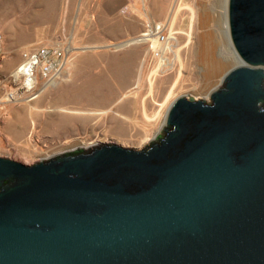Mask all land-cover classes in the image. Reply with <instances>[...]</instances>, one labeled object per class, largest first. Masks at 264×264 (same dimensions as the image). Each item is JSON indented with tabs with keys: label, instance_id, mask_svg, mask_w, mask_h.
Wrapping results in <instances>:
<instances>
[{
	"label": "water",
	"instance_id": "95a60500",
	"mask_svg": "<svg viewBox=\"0 0 264 264\" xmlns=\"http://www.w3.org/2000/svg\"><path fill=\"white\" fill-rule=\"evenodd\" d=\"M239 63L144 148L0 156V264H264V0H227Z\"/></svg>",
	"mask_w": 264,
	"mask_h": 264
},
{
	"label": "rangeland",
	"instance_id": "374dc122",
	"mask_svg": "<svg viewBox=\"0 0 264 264\" xmlns=\"http://www.w3.org/2000/svg\"><path fill=\"white\" fill-rule=\"evenodd\" d=\"M223 3L0 0V156L32 164L103 143L142 149L157 141L175 96L211 102L210 90L222 87L224 72L239 63L228 30L224 34ZM202 5L212 18L207 28L215 57L225 63L209 92L198 56L199 34L206 29L198 20ZM147 19L167 22L176 35L173 59L160 67L141 61L143 43L116 46L134 38ZM39 45L56 48L65 65L33 99L4 102L19 50Z\"/></svg>",
	"mask_w": 264,
	"mask_h": 264
},
{
	"label": "built area",
	"instance_id": "2783aa9c",
	"mask_svg": "<svg viewBox=\"0 0 264 264\" xmlns=\"http://www.w3.org/2000/svg\"><path fill=\"white\" fill-rule=\"evenodd\" d=\"M174 33L167 22L147 19L144 28L136 35L138 43H143L146 48L141 61L146 65L156 62L160 67L173 59V44L176 43ZM19 52L21 60L10 74L8 86L3 89L4 102H14L21 98L33 99L58 76L65 65V60L54 47L28 46Z\"/></svg>",
	"mask_w": 264,
	"mask_h": 264
},
{
	"label": "bare ground",
	"instance_id": "6f19581e",
	"mask_svg": "<svg viewBox=\"0 0 264 264\" xmlns=\"http://www.w3.org/2000/svg\"><path fill=\"white\" fill-rule=\"evenodd\" d=\"M226 3H227L226 0H224V3H223L224 5L222 7V8H224V12H222L223 20H221L224 23L223 28H224V34L225 35H227L226 33L228 30L227 29V22H226V20H227L226 19V9H225ZM204 5L201 6V10L199 11L198 20H199V24H201V26L203 28H206V29H204L199 34V39H200L201 44L199 45L200 47L198 49V56H199L200 61L202 62L201 63L202 64V71L201 72H202L204 78L206 79L205 81H207L206 82L207 83L206 88H207V92H209V89H211V87L213 86L210 84L213 83L214 79L217 76L221 75V73H222L221 71H223V69L225 67V63L223 61H221L220 59L215 57V53H214L215 47L214 46L216 45V42L214 40V34L212 33L213 31L211 29L207 28V26L210 22V19H212V18H211L209 11L207 10L206 7H204ZM133 42H138L137 36H135L134 38L132 37L130 39H127L123 42L120 41V43H118L116 46L128 45V44H132ZM235 59H237V58L235 57ZM96 87H97V85H96ZM214 88H212V89H214ZM195 92H196V90H195ZM210 92H211V90H210ZM167 97L168 96L165 97L164 101L167 99ZM71 99L75 100L76 97L73 96V97H71Z\"/></svg>",
	"mask_w": 264,
	"mask_h": 264
},
{
	"label": "trees",
	"instance_id": "16d2710c",
	"mask_svg": "<svg viewBox=\"0 0 264 264\" xmlns=\"http://www.w3.org/2000/svg\"><path fill=\"white\" fill-rule=\"evenodd\" d=\"M79 151V150H78Z\"/></svg>",
	"mask_w": 264,
	"mask_h": 264
}]
</instances>
